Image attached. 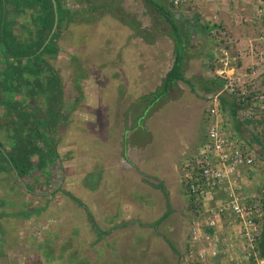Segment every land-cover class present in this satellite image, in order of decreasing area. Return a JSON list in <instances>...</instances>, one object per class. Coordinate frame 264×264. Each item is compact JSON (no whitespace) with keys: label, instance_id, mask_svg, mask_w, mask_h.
Wrapping results in <instances>:
<instances>
[{"label":"crops","instance_id":"0c3cea01","mask_svg":"<svg viewBox=\"0 0 264 264\" xmlns=\"http://www.w3.org/2000/svg\"><path fill=\"white\" fill-rule=\"evenodd\" d=\"M70 2L72 5H70ZM70 2L69 6L74 10L82 5V2H78V0H70ZM262 8H264V0H217L212 5L191 1L188 7L189 15L185 16V24L183 25L187 27L195 44L191 46L190 50H187L183 74L187 80L191 81L193 89L183 80H178L177 84L171 87L167 96L160 100L153 99L152 94L162 86L163 80L171 70L175 60L174 40L168 34L162 32L166 36L160 39L143 29V33L134 36L135 31L133 29L108 12L104 13L95 22H70L67 30L63 33V37L57 42L59 46L58 57H56L57 54L50 56L49 62L54 71L60 76V80H62L61 72L56 69L55 64L56 61L62 59V53L65 51L63 46L67 42L69 52L67 56L63 57L67 58L64 61L73 64V59H78L81 65L87 69L86 75L78 80L80 84L75 85V75L73 76L70 71L67 76L69 79L68 86L66 87L59 82L56 92L59 93L58 90L61 89L62 95L58 94L55 98L48 96L47 91L50 90V87L46 90L47 100L42 99V92L38 93L36 100H32V102L26 96L21 98L26 101L25 112L35 111L32 118L22 124L24 126L21 138L23 146L20 144L23 148L22 154L23 152L27 153V148L31 147L28 144L31 136L34 138V142L37 143L32 148H38V152L42 153L44 165L39 163L41 156L40 153L36 152L31 154L33 164L28 173H23L10 164V166L8 165L0 171V175L9 176L11 180V182L0 183V264H94L90 260V251L93 249L92 244H94V241L91 239L88 242L90 235L86 230H83L86 228V221L89 220L85 211L88 212L89 210V216H92V220L95 222L96 217L86 199L91 201L93 205L95 204L93 203V196H95V199H100L101 210L105 214L103 219L106 222H118V225H123L120 227L122 229L132 223L129 231L135 229V226H133L135 222L137 224L142 222V225L147 226L148 220H153V218L149 219L144 214L154 212V208H156L157 213L160 206L162 207V204H164L166 209L159 216L161 217L167 210V198L162 189L155 186L162 180L155 181V183L146 181L145 168L148 167L155 172L157 169L164 168V165H169L177 176L176 184L179 185L171 186L173 183L162 181L168 192L171 213L159 225L165 224L166 226V233L162 237L165 239L168 248L178 252L180 247L178 248L171 241V234L173 228L177 226L179 215L181 216L184 211L185 213L188 211L186 209H189L188 205L191 200V196L187 194L182 183V172L180 174L178 169H182V163L190 158H184L178 164H169V162L174 161L171 155L167 154L169 152L158 154L161 152L160 150H153L158 145L157 134H153V137L151 136L146 141L141 140L138 142L131 139L126 144L124 131L129 128L132 136L140 128L137 127V125L139 126L138 122L132 124L133 120L129 122V126L125 121H118L117 128L111 134H106L105 129L99 126L88 125V122H92L86 120L88 116H91L88 113L89 105L95 104L91 97L94 94H91L98 91L99 88L100 92L103 90L108 93H114L115 91L116 93H123L122 100L126 103V106L134 103L137 99H146L147 103L144 105L150 102V107H142L140 112L145 109L149 113L142 119L146 122L140 123L141 127L156 126L157 124L153 121H164L165 124L170 125V121L191 122L197 119L201 120L204 108L209 106L210 96L217 91H209L207 88L213 86L214 79L209 75L207 61L210 59L216 43L213 39L211 41L210 37L205 36L203 21L214 18L218 22L219 26L225 31L227 40L224 45L225 51H228L231 56H238L240 65L252 73L255 58L251 49L259 46L260 36L264 31V15L260 12ZM165 27H167V24ZM90 29H95L98 34L96 36L97 40L90 47L85 48L86 42H83V38L79 40L78 33L87 38ZM139 35H142V37ZM159 43L160 45H157ZM79 46L84 47L86 50H82V53L77 51ZM219 47L221 49V46ZM74 63L76 64V62ZM93 69L97 74L93 75L92 78L94 83L98 85H84L83 82L90 77L87 72ZM113 72H117V78L119 79L116 85H114ZM260 72L257 71L258 77L255 82L259 87L264 88V74H259ZM77 89L81 93L80 95L83 96H77ZM125 92H127L126 95ZM172 92L183 93L180 97L176 93L175 100L177 98L178 100L187 98L188 101H182L183 103L175 101ZM133 93H138V96L130 100L129 95ZM68 104H71L69 109L65 106ZM59 108L62 112L66 111V118L77 121L66 123L67 121L58 115L59 112L52 118V111L55 109L59 111ZM152 111L154 112L150 114ZM139 115L138 113L137 116L132 118L138 121ZM227 118L237 133L229 110H227ZM255 124L258 130L252 132L250 139L245 135L242 136L243 139L250 142L256 153V165L251 173L262 174L264 173V131H262L263 129L260 130L261 125ZM154 128L152 127V129ZM134 129L136 132L132 133L135 131ZM69 131L71 133H68ZM150 132L152 133V131ZM52 134L56 135L54 140H52ZM254 134L257 135L258 139L255 138ZM48 137L49 140L47 141L46 138ZM6 140H8L7 130L2 129L0 131V143L3 144L4 152L11 149L10 153L17 155V152L12 149L13 146ZM49 151L55 152L58 157L51 155V159ZM195 155L196 153L193 156ZM49 165L52 167L50 166L51 168L47 172L46 167ZM4 171H7V173H4ZM130 172L140 175V179L144 180L145 178L146 182L144 183L150 184L153 187L152 191H146L145 194H141V191L139 193L134 192L135 188H138V182H135L136 185L133 180L130 183L131 186L130 184L126 186L125 174ZM12 180L15 181L12 183ZM97 189L99 194L94 195V191ZM261 190L252 185H246L243 188V191L247 194L261 193ZM60 191H64L63 193H67L66 191L80 193L81 199H75V201L68 199L67 195ZM160 192H162V195H160ZM138 195L149 198L152 201L151 204L146 203V200H138ZM129 196L132 197L130 199L133 202H128ZM223 197L224 194L221 191L216 193L218 201ZM76 200L80 203H77ZM173 201H178V206L182 201L183 205L181 208L179 207L180 212H177L178 210H175L171 204ZM63 202H67L69 206L63 205ZM82 204L88 210L83 209ZM30 207L32 209L28 211ZM157 208L159 209L157 210ZM59 211H64V213L59 215ZM133 211L140 216L129 217ZM11 212L16 214L17 217H10ZM195 214L194 212L193 216ZM144 217L148 219L146 220ZM73 220L79 221L82 229L72 230ZM189 223L190 220L187 219L186 215L181 216L179 229L186 240L190 237ZM64 225L71 230H60L65 228ZM263 236L264 230L261 234L262 239ZM97 238L101 237L97 236ZM187 243V247L180 252V257L183 256L185 259L191 260L196 256L197 245L194 246L191 240H187ZM179 246L182 247L181 242ZM190 248L193 251L192 256ZM55 249H57L56 254L49 260L47 252H52ZM259 256L263 260L264 257L260 254V251ZM98 261V264H103L100 258ZM258 263L257 259H251L244 264ZM232 264L237 263L232 262Z\"/></svg>","mask_w":264,"mask_h":264},{"label":"rangeland","instance_id":"374dc122","mask_svg":"<svg viewBox=\"0 0 264 264\" xmlns=\"http://www.w3.org/2000/svg\"><path fill=\"white\" fill-rule=\"evenodd\" d=\"M69 2H70V0H69ZM121 4L124 5L123 7L125 8L126 11H128V12H130L136 16V18L141 22L140 26L142 29L151 33L153 36L159 37L160 39H163L166 36L159 29H157L155 22L159 23L160 21L157 20V15H156V12L154 9H152V10H150V12H148V6H147L145 0H121ZM70 5H72L71 2H70ZM29 20H30V18H29ZM25 24H28V23H25ZM27 26L28 25H26V27ZM22 27H25V26H22ZM181 34H182V36H184V32H182L180 29L179 35L181 36ZM97 35L98 34L96 33L95 29L89 30L87 38L82 37L78 33L79 40L83 38V42H86L85 48L88 46L90 47L92 45V43L95 40H97V38H96ZM139 36L142 37V35H139ZM206 36L210 37V39L212 41L213 37L210 34L206 35ZM160 39H159V41H160ZM182 39H183V37H182ZM157 45H160V43ZM63 48L65 51L62 53V59L56 61V64H55L56 69L61 72V76H62L61 79L62 80H60L59 75H58V77L55 76L53 79H55L57 82L60 81V83H62L63 85H65L67 87L69 84V79L67 76H68V73L71 71V74L73 76L75 75V78H76V79H74L75 80L74 83H75V85H78L77 84V81H78L77 80V72H76L77 67H76V64L74 63L76 59L75 58L73 59V64H71L72 62L70 64H68V62L64 61V60H67V58L65 59L63 57L67 56V54L69 52L67 42L64 43ZM85 48L84 47L82 48L81 46H79V47H77V51L82 53L83 52L82 50H84V51L86 50ZM52 51H55V48H52ZM56 54H57L56 57H58V54H59L58 50H57ZM61 60H62V62H60ZM91 65H89V66H91ZM45 67H47V66H45ZM47 68H49V67H47ZM86 71H87V69H86ZM87 74L90 77L88 79H86V81H84L83 84L84 85H98V84L94 83L93 78H92L93 75L97 74L95 69L89 70L87 72ZM113 77H114V82H115L114 85H116L118 80H119L117 78V72H113ZM184 82H186V81H184ZM186 83L188 84V82H186ZM54 84L56 85V83H54ZM112 85H113V83H112ZM44 88H45V86L42 88V91H41L43 93L42 99L47 100L48 97L46 95V88L45 89ZM50 89H52V91L51 90L47 91L48 96L49 97L53 96L55 98L59 93L56 92L54 87H50ZM158 90H160V88ZM161 90L159 91V94L161 93ZM76 91H77V96L81 94V93H79L78 89ZM23 92H24V89L22 91H20V93H16V97L13 96L12 102H9L8 99H7L8 101H4L5 97H6L5 93H0V98H1L0 99V110L4 111V109L6 108V110L4 112H0V131L2 129L7 130V139L8 140H6V142H8L14 148L16 147L15 151L17 153H19L20 155L22 154V149H23V148H21L20 144H22V146H23V143L21 142V138L23 136L22 129L24 128V126L22 125L24 123V121H21V120L28 121L30 118H32V114L30 112H25V105H24V107H21L22 101H20V100L24 95ZM41 92H39V93H41ZM172 93H174V94H172V97L174 96L173 98L175 100L176 99V93H178V92H176V93L172 92ZM93 94H94V96H91V97L93 98V102L95 104L89 105L88 113L91 114V116H88V119H86V120L92 121V122H88V125L93 124L95 126H99L100 128L105 129V131L107 132L106 134H111V132H113V130L117 128V125L119 123L118 121H125L126 124L128 123L127 126H129V122L132 120H133L132 121L133 125H134V122H136V123L138 122L139 126L137 125V127H140V128L137 129L138 132L135 135H132V136L130 135V129L129 128L126 129L127 131H124L125 132L124 139L126 141L125 143L127 144L128 141L131 139H135L138 142L141 140L146 141L151 136L153 137V134H157L158 145H156L155 146L156 149L153 148V150L154 151L160 150L161 152L158 154H161V153L163 154V153L169 152L167 154H170L171 157L174 159V161L169 162V164H172V163L178 164L184 158H191L196 153V151L199 150V148L204 144V142L207 139L206 129H207L208 121H210V118L208 116L209 106H206L204 108V111L201 115V120L197 119L196 121H191V122L190 121H170L169 122L170 125L168 123L165 124L164 121H153V123L157 124L156 126L147 125V126L141 127L140 123L143 124L144 122H146V121H142V119L144 118V116H147L149 113V112L147 113L145 109H142V112H140V108L145 107V106H148V108L150 107V102L148 104L144 105L145 103H147L146 99H143V98L137 99V101H135L134 103H132L130 105L127 104V106H126V103H124V101L122 100L123 93H119V92L116 93V91L114 93H111V92L108 93V92H105L103 90H101V92H100V88H99L98 91L93 92L91 95H93ZM126 94H127V92H125V95ZM137 94L138 93H133V94L129 95L130 100H133L134 98H136L138 96ZM182 94L183 93L179 92L177 95H179V97H180ZM80 96H83V95H80ZM152 97L155 100H160L161 98L164 97V95L162 97H160V96L158 97V94L153 93ZM29 101L32 102V100H30V99H29ZM175 101L182 102V101H188V99L184 98L183 100H178V98H177V100H175ZM59 106L64 108V106H62L60 104H59ZM65 106L69 109L71 107V104H68ZM55 110H57V109H55ZM55 110H53L52 118H54ZM153 112L154 111L150 112V114ZM131 113L133 114L132 116H131ZM138 113L140 114L139 115L140 118L138 121H136L132 117L137 116ZM58 115L62 116L63 117L62 119L67 121L66 123H68L69 121H77L75 119L66 118V111L60 112ZM48 118H49V116H48ZM152 127L153 128L157 127V128L152 129ZM107 130H109L110 132H108ZM150 131H152V133ZM135 132H136V130L132 133H135ZM68 133H71V131H69ZM55 134H52L53 135L52 140H54V138L56 137ZM58 137H60V136H58ZM46 140L48 141L49 137L46 138ZM1 141H4V140H1ZM29 141H28V144L31 147L36 146L37 143L34 142L35 140L33 137L30 136ZM50 143H52V142L50 141ZM3 150H4V148L2 149V152H3L2 155H4L7 159H9L8 156L11 155L10 151H12V150L8 149L6 151V153ZM49 153L52 156H55V157L57 156V154L55 152H49ZM22 156H23V154H22ZM9 164H10V161L5 160L4 158H2L0 156V171L3 170L5 167H7ZM50 166L51 165L46 167L47 172H49V169L52 167V166L51 167ZM145 169H146L145 176H147L146 181L148 180V181L155 183V181L157 182V181L162 180L164 183H166V182L167 183H173L172 185L170 184L171 186L179 185V184H176V182H177L176 177L177 176L171 170L169 165L168 166L164 165V168L157 169L155 172L152 171V169H149L148 167H146ZM173 170H174V168H173ZM178 170H179L180 174H181V172H183L182 169H178ZM4 173H7V171H4ZM10 176H11V174H10ZM140 177H141L140 175H135V173L133 174L132 172L126 173L125 174V180H126L125 185L128 186V184L132 183V180H133L134 184H136L135 182H138V185L136 184L138 186V188H135L134 192L139 193L141 191L140 192L141 194H145L146 191H149V190L152 191L153 187L150 186V184L148 185V184L144 183V182H146L144 177H143L144 180L140 179ZM44 179H46V178H44ZM14 181L15 180H12V183ZM169 181H171V182H169ZM6 182H11L10 177L0 175V183H6ZM167 185H169V184H167ZM130 186H131V184H130ZM60 192H62V191H60ZM66 192L67 193H63V194L67 195L68 199H73L74 201H75V199H81V197L79 196L80 193H75V192L71 193L70 191H66ZM161 193L162 192H160V195H162ZM98 194H99V192L97 189L96 191H94V195H98ZM83 198H85V197L83 196ZM93 198H94L93 203H95L94 205L91 204V201H89L88 199H86V200L90 204L89 207L93 211V213L96 217V225L101 227V229H103L102 231H105V230L107 231V230L113 229L109 235H107V234L103 235V234H101L100 231L96 230L95 226H94L95 221L92 220L93 217L89 216L90 213H89L88 208L84 204H82V206H84L82 208L88 210V212L85 211V213H87L89 220L86 221V224L84 223L86 228H84L83 230H86L88 235H90L88 242H90L91 239H92V241H94V244H92L93 249H92V251H90L91 252L90 260L92 262H94V264H98L97 262H99L98 261L99 258H100V260L103 261V264H180V252L182 250H184L185 247H187V245H188V243H187L188 238H187V240L184 239L183 238L184 235L182 236V232L179 229L181 226V216L186 215L187 219L191 220L196 215L195 214L193 216V214L195 212L194 210H192L191 208L186 209L188 211L186 213L184 211V213L181 214V216L179 215V219L177 221V226L173 228V231L171 234V237H172L171 241L174 242V244H176V246L178 248L180 247L179 251L177 252V251L170 250L166 244L165 239L162 237V235L164 233H166L165 224H161V226L160 225L157 226L158 223H156L157 222L156 219H158L157 217H159L166 209L164 204H162V207L160 206V210L157 213H156V208L153 207L154 212L151 211L147 214L146 213L144 214L145 216H148L149 219L153 218V220H148V223L146 222L147 226L142 225V222H139L138 224L135 222V223H133V226H135V229H133L132 231H129V229L132 227V223H130L128 226H126L125 228L122 229L120 227H122L123 225H118L117 224L118 222L117 223L113 222V221L106 222V220L103 219V217H104L103 215H105V214L102 213L100 201H99L100 199H95V196H93ZM130 198H132V197L129 196L128 202H133V200H131ZM137 199L138 200L142 199L143 201L146 200L145 202L148 204H151V202H152L149 198H147L145 196L142 197L141 195H138ZM148 200H150V201L148 202ZM179 200H181V199H179ZM76 202L80 203L78 200H76ZM64 204L67 207L69 206L67 204V202H65V203L63 202V205ZM131 204H133V203H131ZM171 204L173 205L175 210H178L177 212H180L179 207L181 208V206L183 205L182 201L180 203V206H178L179 205L178 201H173V203H171ZM31 209H32L31 207L28 208V211ZM62 209H64V208H62ZM133 209H135V208H133ZM158 209L159 208H157V210ZM62 213H64V211H59V215H62ZM69 213H71V212H69ZM135 215L140 216L139 214H137V212L133 211V213H130L129 217H133ZM76 216H79V215H76ZM10 217H17V216H16V214H13L11 212ZM144 218H146V220L148 219L147 217H144ZM77 220H79V219H77ZM77 220L72 221L73 222L72 227H71L72 230L82 229V227H80L81 225H80L79 221H77ZM189 225L190 226L188 228V231H191L190 229H191L192 222H190ZM64 226H65V228L63 229L61 227L62 229H60V230L67 231L68 229H70V228H67L66 225H64ZM186 227H187V224L185 225V229H186ZM116 228H117V230H116ZM153 228H155L156 230ZM158 230H159V233H158ZM97 236H100L101 238H97ZM173 236H174V238H173ZM180 237H181V239H180ZM180 242L182 243V247L179 246ZM56 252H57V249L53 250L52 252L48 251L47 252L48 259L53 257L56 254ZM62 255H64V254H62ZM182 255H183V253H182ZM59 256L61 257V255H59ZM193 262H194L193 264L199 263V262H197V260H194Z\"/></svg>","mask_w":264,"mask_h":264},{"label":"built area","instance_id":"2783aa9c","mask_svg":"<svg viewBox=\"0 0 264 264\" xmlns=\"http://www.w3.org/2000/svg\"><path fill=\"white\" fill-rule=\"evenodd\" d=\"M191 1L208 5L217 2L170 0L171 9L176 14L188 16ZM260 12L264 15V8ZM203 24L209 27V34L216 43L207 61L209 75L211 78H223L225 84L210 96L206 141L198 154L181 165L182 181L189 195L199 198L203 211L190 229L191 241L197 245L196 256L191 260L182 256L180 264H193L194 260L199 262L197 264H244L251 259L264 264V258L261 260L258 251L264 230V187L261 193L247 194L243 191L244 186L254 184L251 170L256 165V153L250 142L234 131L221 107V97L233 95L243 106L239 110L241 120L261 118L264 122V88L255 82L257 71L264 74V31L259 46L251 49L255 58L251 73L240 65L238 56L225 51V31L218 22L212 18L204 20ZM247 130L256 132L258 129L252 123ZM218 191L224 194L219 201L216 199ZM190 250L192 256L193 251Z\"/></svg>","mask_w":264,"mask_h":264},{"label":"trees","instance_id":"16d2710c","mask_svg":"<svg viewBox=\"0 0 264 264\" xmlns=\"http://www.w3.org/2000/svg\"><path fill=\"white\" fill-rule=\"evenodd\" d=\"M54 1L56 2L58 21L55 31L51 34L55 24L56 14ZM78 2H82V5L80 8L74 10L69 6V0H0V93H5L6 97L4 101L9 100V102H12L13 96L16 97V93H20L23 89V94L25 95H23L22 98L26 96L28 100H36L37 94L42 91L44 86L46 90L48 87H54L55 90L57 89L60 81L57 82L53 79L55 76L58 77V74L54 71L53 66L49 62V57L56 54L57 50H59L57 42L63 37V33L67 30L70 22H95L99 20L104 13L108 12L118 18L123 24L133 29L135 31L134 36L144 31L140 26L141 22L136 16L123 8L121 0H78ZM145 2L148 6V12L154 9L157 20L161 22H155L157 29L168 34L174 40L175 46V60L173 66L163 80V84L160 87V90L162 89L161 93L159 94L160 90H158L155 94H158V97H162L163 95L164 97L167 96L171 87L175 86L178 80L188 82L193 89V84L191 81L187 80L183 74L186 52L195 44L190 37V32L187 27L183 25L185 24L186 15L183 13H174L171 9L170 0H145ZM166 24L167 27H165ZM26 25L28 26L26 27ZM180 29L184 32V36H182V34L181 36L179 35ZM204 29L206 32L205 36L209 35V27L204 25ZM52 48H55V51H52ZM75 62L77 67V80H79L85 77L86 69L81 65L78 59H76ZM213 79V86L207 87L209 91L219 90L224 86L225 80L223 78L217 77ZM54 83H56V85ZM78 83L77 81V84ZM58 92L59 95H62L61 89H59ZM20 101H22L21 107H24L26 101L22 99ZM221 107L226 113L227 110L230 111L238 136L241 137L245 135L250 139L254 131H248L247 129L248 125L252 123H257L259 126L261 125L264 131V122L261 118L255 120H241L239 118V110L243 106L240 105V102L235 96H222ZM5 110L6 108L4 111ZM4 111L0 110V112ZM57 112L60 113L62 110L60 108L59 111L55 110L54 116ZM30 113L33 116L35 111H31ZM255 138L258 139L257 135H255ZM1 144L2 143H0L1 157L10 161V164L18 168L21 172L28 173V170H30L33 164L31 154L38 152V148L29 147L27 148V153L29 154L26 152H23V156L19 153H16L17 155L11 154L8 156L9 159H7L2 155L3 144ZM12 149L16 150V147ZM198 152L196 151V154H198ZM38 153H40V151ZM41 154L42 153H40V156ZM49 156L52 159L51 154H49ZM40 158L39 163L44 165V162H42L44 161L43 157L41 156ZM251 180L254 183V187L260 190L264 187V173H251ZM256 182L257 184H255ZM182 183L185 191L189 195L187 186L183 181ZM155 186L161 188L167 198V210L158 218L156 222L158 226L171 213V206L168 201V192L163 182L160 181ZM188 206L196 213V217L194 216L190 222L193 223L194 219L198 221L203 211V206L199 198L191 195ZM94 226L95 229L100 231L103 235H108L113 230H105L106 232L102 231L103 229L96 225V222ZM188 240H191V235ZM172 247L174 246L172 245ZM258 247L260 254L264 257V236L263 239L261 237Z\"/></svg>","mask_w":264,"mask_h":264},{"label":"water","instance_id":"95a60500","mask_svg":"<svg viewBox=\"0 0 264 264\" xmlns=\"http://www.w3.org/2000/svg\"><path fill=\"white\" fill-rule=\"evenodd\" d=\"M54 6H55V12H56V14H55V24H54V27H53V30H52L51 34L55 31L56 26H57V21H58L57 10H56L57 8H56V2L55 1H54Z\"/></svg>","mask_w":264,"mask_h":264},{"label":"bare ground","instance_id":"6f19581e","mask_svg":"<svg viewBox=\"0 0 264 264\" xmlns=\"http://www.w3.org/2000/svg\"><path fill=\"white\" fill-rule=\"evenodd\" d=\"M170 11V10H169ZM218 18V17H217ZM186 40V39H185ZM204 40V39H203Z\"/></svg>","mask_w":264,"mask_h":264}]
</instances>
